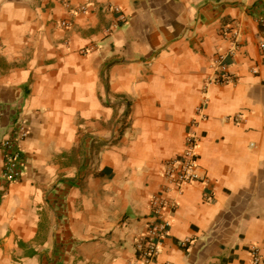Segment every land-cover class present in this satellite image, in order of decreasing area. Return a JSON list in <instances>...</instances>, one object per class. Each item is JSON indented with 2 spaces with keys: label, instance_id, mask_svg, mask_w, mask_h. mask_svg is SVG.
Wrapping results in <instances>:
<instances>
[{
  "label": "crops",
  "instance_id": "0c3cea01",
  "mask_svg": "<svg viewBox=\"0 0 264 264\" xmlns=\"http://www.w3.org/2000/svg\"><path fill=\"white\" fill-rule=\"evenodd\" d=\"M68 1L0 0V141L29 132L17 181L0 147V264L264 261V0ZM219 63L234 83L212 81ZM189 132L201 180L168 193L169 235L146 262L135 239Z\"/></svg>",
  "mask_w": 264,
  "mask_h": 264
},
{
  "label": "built area",
  "instance_id": "2783aa9c",
  "mask_svg": "<svg viewBox=\"0 0 264 264\" xmlns=\"http://www.w3.org/2000/svg\"><path fill=\"white\" fill-rule=\"evenodd\" d=\"M66 6H69L68 0H62ZM91 5V0H84V3L72 10V14L76 11L86 12ZM257 24L260 29L258 48L260 55L264 57V15L257 19ZM60 26L68 28L70 23L66 20L60 21ZM226 36L231 40L232 46L236 48L239 42V31L234 25L227 24ZM219 74L212 80L219 84L234 83L235 76L230 75L226 71L224 64L219 63ZM253 73L257 70L253 69ZM202 107H199L196 118L193 124H198L200 121L206 119L202 112ZM235 122L242 119L241 116L235 115L233 118ZM28 128L24 122L17 125L16 131L13 135L4 138L0 141V147L3 150L4 165L2 175L7 182H14L20 179L24 167V159L20 142L28 135ZM199 136L196 132H189L186 136V143L184 151L165 162L162 174L167 182L160 193L152 198L151 207L153 212V219L147 226L145 232L140 234L135 239V249L140 257L146 262L153 261L160 249L161 243L169 235V227L171 225V216L175 211L176 202L168 196V193H181L186 186L201 180L198 172V152L197 144ZM251 264H264L257 248H253L250 252Z\"/></svg>",
  "mask_w": 264,
  "mask_h": 264
}]
</instances>
